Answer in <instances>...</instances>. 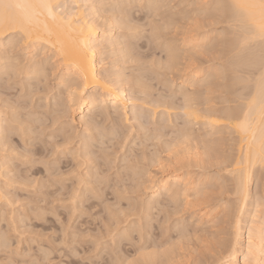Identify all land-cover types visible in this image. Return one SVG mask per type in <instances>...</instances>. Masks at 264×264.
Segmentation results:
<instances>
[{
	"label": "rangeland",
	"instance_id": "obj_1",
	"mask_svg": "<svg viewBox=\"0 0 264 264\" xmlns=\"http://www.w3.org/2000/svg\"><path fill=\"white\" fill-rule=\"evenodd\" d=\"M146 1L141 0L139 5L146 4ZM101 2L109 1L101 0ZM152 2L159 3L162 7L151 15L144 8L138 7L136 2L126 3L129 6L125 7L122 13L118 11L117 18L114 20L115 27L110 32V38L113 44L115 43L111 50L115 52L120 48L122 50L124 37L129 35L126 31H122L119 22L121 18L123 21H130L134 28H139V31L135 33L136 63L122 58L124 51L120 54L117 52L103 56L105 59L103 65L107 71H122L125 78L132 82L139 79L138 77H143L142 81L148 87L146 89L148 95H132V103L135 104L136 109L134 114L129 111L126 119L119 118L118 126L122 136L118 138H113L111 141L99 140V142L97 135H94L96 131L91 126L89 129L88 117L91 114L85 116L86 123H80L81 115L77 107L69 110L66 90L65 88L62 90L60 81L53 83L50 80H41L39 76L28 77L27 64L22 68L19 76H13L10 81L4 75L0 76L2 80H0V111L8 107L10 111L17 114L20 123L17 125L16 120L15 130L9 129L12 133L8 132V138L11 140L7 139L9 141L4 146L7 147L11 170L19 178V186L13 190L17 207L14 216L10 213L9 218L14 220L13 227L19 231L23 232L24 221L27 219L31 230L43 235L42 242L37 241L31 245L33 251L42 243L46 244L49 237L56 240L60 251L55 252L52 259L57 264L60 261L64 264H84L88 261L91 264L94 259L102 264L103 262L110 264L113 253H118L122 259L131 263L138 260L141 255L153 253L158 256L155 264L157 262L172 264L174 260L177 262L183 260L184 264H188L190 260L197 258L195 252L189 253L186 249L184 254H180L170 247L172 240L176 238L177 220L180 225L191 228V239L187 243L189 248L196 249L197 237L201 241L215 242L214 237L218 236L225 225L235 230L234 224L237 218L240 219L238 241L241 248L237 255V262L241 264L247 245L248 229L254 223H259L262 217L264 176L261 171L258 168L253 169L248 184V195L241 209L240 201L233 189L229 169L221 166L225 162L222 134L212 133L213 128L208 126L188 124V120L178 108L182 104L179 85L183 77L188 78L185 80L187 83L188 80L197 78L213 79L220 72L225 74L223 80H213L217 98L199 109L209 110L218 115L225 114L228 109L229 92L234 94L235 90L247 86L245 82H237L234 79L235 77L249 78V72L234 73L229 67L234 51L232 42L221 38L226 23L214 20L211 11L197 13L192 9L181 10L178 7H170V5L191 3L193 0H152ZM194 2L212 3V0H194ZM118 3L126 5L122 3V0ZM167 17L173 19V24L166 33L171 40L177 38V28H179L180 41L186 35L188 39L196 40L194 43L200 45L186 53L180 51L182 59L177 64L179 71H165L161 67L165 65L166 52L151 39V29L157 25V21L160 23ZM105 29L107 27L101 28V30ZM177 47H180L179 44ZM142 63L146 67L145 70L141 66ZM128 86L134 88L132 83ZM16 88H19V91H15ZM156 100H163L164 104L173 103L174 109L169 111L171 115L163 113V107L160 110H158L160 107H157V110L154 109V114L152 110ZM55 103L60 105L58 104L56 108ZM104 108H108L107 111L112 119L110 104L97 106L93 112ZM149 112L150 120L145 118V113ZM57 113H60V118ZM31 116L34 117L30 118ZM55 118H57L56 121ZM110 118L104 122L102 119L100 126L109 127L113 122ZM22 123L26 126H22ZM19 126L20 129L23 128L22 131H17ZM27 128H30L29 134L25 133ZM184 128L190 130V135L193 137L190 144L184 142L181 137L180 130ZM153 129L158 131L154 133ZM146 130L149 132L147 133ZM52 133H55L54 139L59 140L56 146L61 149L56 154L57 175H50L51 170L47 167V159L51 155L47 153V148L53 143V140L47 137ZM33 134H36L35 138L39 139L33 140ZM154 134L159 137L158 143L155 144H153ZM85 141L90 147L84 151ZM64 144H68L72 151L63 147ZM206 146L210 148L209 152ZM4 147L0 148V163L4 162ZM233 148L237 155V141L230 140L227 144L228 159H231ZM135 153H139V167L143 176L130 178L131 175L125 166V158L134 157ZM99 164L103 165L101 170ZM164 171H173L177 177H182L181 179H186L190 183L191 188L188 192L191 196L187 199L192 200L193 206L179 217L174 211V200L177 195L173 198L161 196L156 199V204L152 203L150 210L144 209L151 202L150 182L157 181ZM104 176L112 177L111 182L98 180V177ZM57 177L64 181L62 185L56 183ZM95 181L99 185L95 184ZM103 183L109 187H104ZM136 185H139V188ZM141 185L147 190L142 189ZM73 191L77 195L75 205L70 212L67 200L72 199ZM61 196L66 197L63 204L57 203V198ZM180 198L185 197L180 196ZM53 208L54 214L45 215L41 211L47 210L51 213ZM169 208L173 209L170 215ZM37 211H40L39 215L36 214ZM109 211L118 217L119 226L112 229V234L107 241L108 247L98 248L83 239V236L100 233L102 226L111 219L107 216ZM202 214L204 217H201ZM253 215L255 217L252 218ZM57 217H60L64 223L58 222ZM3 221L4 217L0 214V224L7 228L8 225ZM104 231L107 233L108 230L104 229ZM122 233H127L128 239H124ZM77 235L81 238L77 239ZM166 240L167 243H165ZM61 242L67 246H62ZM23 247L29 248L27 241ZM167 252L170 256L165 259L163 254ZM3 259V255L0 254V262Z\"/></svg>",
	"mask_w": 264,
	"mask_h": 264
},
{
	"label": "snow or ice",
	"instance_id": "obj_2",
	"mask_svg": "<svg viewBox=\"0 0 264 264\" xmlns=\"http://www.w3.org/2000/svg\"><path fill=\"white\" fill-rule=\"evenodd\" d=\"M127 5L105 2L96 4L93 2L73 3L71 5L63 3L62 0H0V67L4 69V76L9 81L13 76H19L22 68L27 64L31 71L30 58L35 57L32 63L36 64L37 74L41 80H50L53 83L61 82L62 90L68 89V97L75 102L77 96L89 88V77L87 75L89 68H94L92 57L97 50L98 41L93 38V32H100L102 27L116 20L118 11L122 13ZM144 8L151 15L153 9L162 7L159 3H146L138 5ZM172 8L192 9L197 13L201 11H211L214 20L225 22L226 26L222 34V39L230 40L239 50H252L258 52V56L249 58L246 62L249 72V79L246 87L235 90L234 94L230 91L228 94V109L226 114L218 120L211 121L213 125H220L213 128L212 133L220 132L221 142L224 145L223 154L225 162L221 165L227 167L231 175L239 176V187L246 186L247 170L258 168L264 176V0H212V3H191L184 5H170ZM43 19L45 29L48 28V21L59 28L71 41L74 50L79 55L77 61H67L63 47L57 48L53 45V51L49 53L47 48L43 49V55H39L42 45L40 41L39 22ZM122 31L129 35L124 37L122 50L125 52V58L132 63H136L135 33L139 28H134L130 21L120 20ZM170 29L160 25L152 28L151 39L158 44L167 53V65H161L165 71H179L177 67L180 49L179 28H177V38L171 40L166 34ZM187 36L185 35V42ZM46 43V41L44 42ZM45 60L47 63H45ZM67 65V67H65ZM135 71V69H133ZM259 75L256 76L255 73ZM225 74L220 72L213 79H191L187 83V77L181 78L179 85V95L183 97L182 107L190 124L198 109H201L206 103L217 98L216 85L213 80H223ZM95 78V73H93ZM19 91V88L14 89ZM151 113H145V118L150 120ZM17 115L5 107L0 111V126L3 128L4 142L7 143L8 132L14 128ZM199 119V116H196ZM198 126V125H197ZM184 139L190 144L192 136L189 135L187 128L182 133ZM55 133L47 138L53 140L48 146L47 153H51L47 159V167L51 170L50 175H57L56 167L60 152L58 139H54ZM158 135L153 137V144L158 143ZM239 141L241 151L239 158L233 148L231 159H228L227 144L229 141ZM247 145L245 151L244 145ZM63 147L72 151L68 144ZM3 163H0V214L4 217V223L8 226L4 228L0 224V254L4 259L0 264H57L52 259L55 252L60 251L56 240L48 238L46 244L38 247L35 251L31 245L37 241H43V235L37 234L31 230L27 219L24 221L23 232L13 227L14 220L10 219V213L14 216L16 211V195L13 191L18 185V176L11 170L7 147H4ZM46 153V154H47ZM19 157H17L18 159ZM235 165L239 172L232 170ZM125 166L129 173L143 175L139 167V153L134 157L125 158ZM98 180H107L109 183L112 177H98ZM75 181H73L74 183ZM56 183L63 184L64 181L57 177ZM75 191L72 192V199L67 200L68 210L71 212L76 202ZM191 196L190 192L184 193V199L177 193L175 204V213L179 217L191 206L193 202L187 199ZM187 199V202H185ZM66 197H58L57 203H65ZM198 202V198H197ZM45 215L54 214L55 209L49 213L47 210H41ZM173 209L169 208V215ZM37 215L40 211L36 212ZM111 217L108 222L102 226L101 232L92 235L86 234L83 239L88 240L98 248L108 247V237L112 234V229L119 226L118 217L111 211L107 213ZM107 218V217H106ZM187 217L185 216V220ZM58 222L63 224V220L57 217ZM175 239L172 240L170 247L174 252L184 254L186 249L189 253L195 252L196 259H192L188 264H238L235 260L236 247L235 242L239 239V221L236 223L235 230L225 225L220 230L214 241L203 240L197 237L196 249L188 247L187 241L191 239L190 227L180 225L179 220ZM104 229H107L105 233ZM14 233V235H13ZM124 239H128L127 233H122ZM80 239V235L76 236ZM172 239V237H169ZM264 239V235H262ZM28 242L29 248L23 247ZM168 241L166 240L165 243ZM62 243V246H67ZM251 245V241H250ZM61 254H63L61 252ZM58 264H64L63 261ZM84 264H89L85 261ZM91 264H102L98 260H92ZM109 264V262H103ZM110 264H131L122 259L118 253H113ZM159 264V262H157ZM172 264H184V261H173ZM244 264H253V261L246 259ZM264 264V258L256 262Z\"/></svg>",
	"mask_w": 264,
	"mask_h": 264
},
{
	"label": "bare ground",
	"instance_id": "obj_3",
	"mask_svg": "<svg viewBox=\"0 0 264 264\" xmlns=\"http://www.w3.org/2000/svg\"><path fill=\"white\" fill-rule=\"evenodd\" d=\"M108 1L111 2V3H118L119 0H116V1L115 0H108ZM140 1L141 0H125V2H124V0H122V3L124 2L125 4L126 3L128 4L130 2H136L139 5ZM62 2L71 5L73 3H81V2L91 3V2H93V0H62ZM94 2L96 4H99V3L101 4L102 3L101 0L100 1L99 0H94ZM241 2H244V0H241ZM146 3H154V2H152V0H147ZM157 10H159V9H153L152 12H155ZM119 18H121V17H119ZM44 23L45 22L43 21V19H41L40 22H39V25H38V27H39L38 34H39L41 39L37 43H38V45H42V47L40 48L39 55H43V49L44 48H47L49 50V53H51L53 51L52 46L56 45L57 48H61V47L64 48L67 61H77V60H79V55L74 50L70 39L59 28H57L54 24H52L50 21L47 22L48 23V28L47 29H45ZM172 24H173V19L171 17L164 18V19H162L160 21V25H163L165 28L171 27ZM113 27H115V21L110 22L107 25V29L100 30V32H93L92 33L93 38L96 39L98 41V43H97V50H96L94 56L92 57V63L94 64V68L90 67L89 70H88V73H87V75L89 77V88L85 89L82 94H79L77 96L75 102H73L72 100L69 99V97H68V89L65 88L67 104H69V110H73V108L77 107L78 113H80V115H81L80 116V123H82V122L84 123L85 122L84 121L85 116L91 114V116L88 117V119H89V129H90V126H91L94 129V131H96V133L94 135L95 136L97 135L98 141L99 140L103 141L104 139L105 140L107 139L108 141H111L113 138H118L119 136H122L121 135V133H122L121 129L118 126V121H119L120 117H122V118L126 117L127 118V113L129 111L134 114L136 108H135V104L132 103V95H134V94L142 95V96L148 95L147 90H146L148 87H146V84H144V82L142 81L143 77L142 78L138 77L139 79H135L132 82L129 79L125 78V75H124V73L122 71H116V70L112 71V70H110V72H109V71H107L104 68L103 62H104L105 59L103 58V56H105L107 54L108 55L109 54H114V53H117V52H118V54L123 53V50H120L121 48L119 50L115 51V52L113 50H111V47H114V44H115V43L113 44V40L110 38L111 37L110 36L111 35L110 32H112L111 29ZM116 28H117V26H116ZM183 36H184V33H183ZM194 38H195V36H194ZM45 41H46V43H44ZM194 41H196V40L187 38V41L185 42V38L183 37L181 39L180 43H179L180 47L178 49H180V51H182V53H186L189 50H193L195 48H198L200 45L195 44ZM231 46H232V50L234 51V53H233V56L230 59L229 67L234 71V73L243 72V71L250 72L251 70L247 67L246 62H247V60L249 58H252L254 56H258V52H254L252 50H239L237 48V46L233 42H232ZM122 58H125V54L122 55ZM180 59H182V56L179 54L178 61ZM33 60H35V57L30 58L29 62H31V71L29 70V72H27V74H26L30 78H33V77L36 78V77L39 76L37 74L36 64L32 63ZM45 63H47L46 60H45ZM165 65H167V53H166ZM141 66L144 68L143 70L146 69V67L144 66V63H142ZM65 67H67V65H65ZM3 73H4V69L2 67H0V76L4 75ZM93 73H95V78H93ZM255 75L258 76L259 73L256 72ZM27 76H26V78H27ZM248 79H249L248 77L245 78V79L242 78V77H235L234 80L237 81V82L240 81V82H245L246 83L248 81ZM184 82H186V81H184ZM130 83H132L134 88L128 86ZM162 101L163 100H160V101L156 100L154 102L156 105L153 106V110L152 109H149V110H152V112H154V114H155L154 109H156L157 107H160V108H158V110H160L161 107H163V109H164V111L162 109L163 113H165L166 115L167 114L169 115L170 114L169 111L174 109V105L172 107L173 103L164 104V103H162ZM58 104H56V103L54 104L56 106V108L58 107ZM104 104H110V108L112 110V115H113V118H112L113 120L110 118L111 114H109V112L107 111L108 108H104V109L99 110L97 112H93L95 107L101 106V105H104ZM182 104H183V97H182ZM182 104L178 108H179V110L182 111V114L186 117L185 112H184V108L182 107ZM176 109H177V107H176ZM225 114H226V112H225ZM225 114L218 115V114H216L214 112H211L209 110H199L198 109L197 112H196V115L193 116L190 124H192L193 126L194 125H198V126H206V127L208 126V128L209 127L210 128H215V127H218L220 125H213V124H211V121L218 120L221 117H223ZM136 115L137 114H135V116ZM197 115L199 116V119L196 118ZM60 116L61 115L59 113L58 117L60 118ZM33 117L31 116L30 118H33ZM108 118H110V120L113 121L111 123V125L109 127H107V128L103 127V126H100V124L102 122V119H103V122H104ZM34 119H37V118H34ZM186 119H187V117H186ZM54 120L56 121L57 118H55ZM34 121H36V120H34ZM15 124H16V122H15ZM18 124H20V123H19V121L17 119V125ZM188 124H189V122H188ZM17 125H16V127H17ZM21 125L22 126H26L25 124L23 125V123ZM20 126H19V129H17V131L18 130L20 131L21 129H23V128L20 129ZM14 128H10V129H14ZM154 128H156V127L154 126ZM29 129L27 128V131H25V133L27 132V134H29L28 133ZM185 129L186 128L181 129L180 131H181V137H182L183 141L187 142L184 139V136L182 134ZM30 131H32V130H30ZM157 131H158L157 129H153L152 130V132H154V133L157 132ZM159 131H160V129H159ZM23 132H24V130H23ZM146 132L148 133L149 130H146ZM188 133L190 135V130H188ZM3 134H4L3 133V128H2V126H0V148L7 145V143L5 145ZM40 134L41 133H39V135ZM33 135H34V137H33L34 139L33 140L38 138V137L35 138L36 134H33ZM8 136H9V133H8ZM11 136L12 135H10V137ZM154 136H157V134L156 135L154 134ZM7 139H9V138L7 137ZM92 139H94V138H92ZM9 140H11V139H9ZM9 140H7V142ZM33 140H31V141L33 142ZM146 140H148V139H146ZM86 141H87V139H86ZM86 141H85V143H86ZM94 141H97V140H94ZM85 143L83 144L84 145L83 147H85L84 151L86 150V148L89 149V147H90V146L88 147V145H87L88 143H86V144ZM244 148H245V151H246L247 150V145L246 144L244 145ZM206 150H207V152H209L210 148L208 146H206ZM240 151H241V144H240L239 141H237V158H239ZM103 153H101V154H103ZM104 154H106V153H104ZM86 156H88V155H86ZM103 157H104V155H103ZM99 160H98V162H99ZM101 162H105V161H101ZM97 163H95V164H97ZM150 163H151V160H150ZM98 166H99V168L101 170V167L103 165L99 164ZM104 167H105V165H104ZM253 169L254 168H251V169L247 170L246 186L244 188H240L239 187V176H235L234 177L233 175H231L232 182H233V189L235 191V194L238 196V199L240 201L241 209H242V206L244 205L245 199H246V197L248 195V192H247L248 184H249L251 173H252ZM232 170L234 172H239V169H236L235 165H232ZM128 173H129V171H128ZM129 175H131L130 178H132V177L137 178L136 176H139V174H136V173H129ZM181 178L177 177L173 171H168V172L164 171V172H162L161 177L157 181L150 182L151 186L149 187V190H150V200H151V202L148 203L146 205V208L144 207V209L150 210L152 208V206H153L152 203L156 204V199L161 197V196L168 197V198H173L174 196L177 195V193H179V196H184V193L188 192L191 187H190V183L186 179H181ZM96 181H98V180H96ZM96 181L94 182L95 184H97ZM136 182H137V180H136ZM104 183H106V181ZM104 183H103L104 187H109V186H105L106 184H104ZM117 183H118V181H117ZM97 185H99V184H97ZM100 187H102V186H100ZM142 189L145 190L146 187L143 188V186H142ZM241 209H240V211H241ZM240 211H239V214H240ZM201 217H204V214H202ZM253 217H255V216L253 215L252 218ZM237 221H239V225H240V219L237 218L236 221H235V224H234V228H236ZM238 232H239V229H238ZM262 235H264V211L262 212V217L260 219V222L259 223H254V225L251 226L248 229L247 245L245 247V253L243 254L242 259H241V264H244L246 259H250V260L253 261V264H256L257 261H259L260 259L264 258V239H262ZM250 241H251V245H250ZM235 247H236L235 260L237 261L238 260L237 255H238V253H240V250H241L239 241L235 242ZM169 256H170L169 252L163 254V257L165 259H167ZM157 259H158V256L156 254H153V253L152 254H144V255H141L138 260L133 261L131 264H155Z\"/></svg>",
	"mask_w": 264,
	"mask_h": 264
}]
</instances>
